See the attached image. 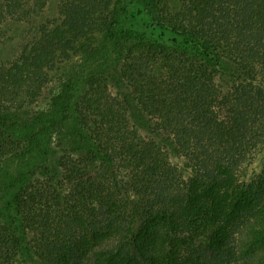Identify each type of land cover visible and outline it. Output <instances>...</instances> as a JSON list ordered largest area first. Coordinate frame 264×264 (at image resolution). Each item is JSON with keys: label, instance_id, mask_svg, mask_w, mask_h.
Masks as SVG:
<instances>
[{"label": "trees", "instance_id": "obj_1", "mask_svg": "<svg viewBox=\"0 0 264 264\" xmlns=\"http://www.w3.org/2000/svg\"><path fill=\"white\" fill-rule=\"evenodd\" d=\"M47 1L0 0V43ZM61 11L0 63V159L44 156L10 184L0 264H19L26 243L58 264H264V166L238 182L264 150V0H61ZM108 43L114 70L91 74L75 104L73 79L49 90L47 69ZM48 97L56 114H33ZM60 127L67 142L51 140Z\"/></svg>", "mask_w": 264, "mask_h": 264}, {"label": "rangeland", "instance_id": "obj_2", "mask_svg": "<svg viewBox=\"0 0 264 264\" xmlns=\"http://www.w3.org/2000/svg\"><path fill=\"white\" fill-rule=\"evenodd\" d=\"M62 18L61 0H48L46 6L38 14H33L30 18L11 20L7 26L6 37L0 43V63H6L17 59L31 46L34 40L40 37L41 28L44 25L53 26L61 22ZM115 52L113 43H108V46L103 49V51L99 52L91 59H86L81 55H74L59 61L54 67L47 69L48 75L53 80L52 86H49V90L54 89V93L57 94L61 91L63 82L73 79L75 83V98L73 104H75L76 101L80 100L86 91L89 90L90 83L88 78L91 74L97 71L99 72V70H109L110 72L114 70L118 61ZM51 103V98L48 97L44 103L36 106L33 114L38 110H47V116H54L56 111L54 110L55 108H50ZM71 111V116L66 117L65 123L69 126H73V124L75 126L78 111L75 108ZM60 114L58 113L56 117H60ZM137 118L141 121V114ZM64 131L63 127H60L59 130L55 129L52 133L51 140L59 141L63 139L64 142H67L68 132L65 134ZM48 137L49 132L46 133V135H42L39 148L42 146L43 140H47ZM43 159L44 156L38 149H32L21 155H6L0 159V219L7 221L11 217L8 201L12 198L13 191L10 190V184L13 178L16 176H19L18 178L23 177L25 175L24 173ZM263 166L264 150L257 151L249 157L246 165L238 176V182L245 183L251 181L262 171ZM20 233L23 235L26 233V230L23 229ZM193 240L194 242L196 240V245L201 248L208 246V239L204 235H200L197 239L194 238ZM255 249L256 252L262 253L264 251V246L256 244ZM184 254L188 256L190 254V249H185ZM256 256L257 258H255V261H257L260 255L256 254ZM18 261L19 264H58L55 261H49L46 257H43L38 250L33 248L32 243L23 245Z\"/></svg>", "mask_w": 264, "mask_h": 264}]
</instances>
